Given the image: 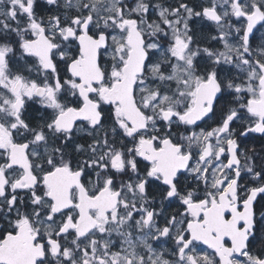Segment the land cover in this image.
<instances>
[{
    "label": "snow or ice",
    "instance_id": "1",
    "mask_svg": "<svg viewBox=\"0 0 264 264\" xmlns=\"http://www.w3.org/2000/svg\"><path fill=\"white\" fill-rule=\"evenodd\" d=\"M0 264H264V0H0Z\"/></svg>",
    "mask_w": 264,
    "mask_h": 264
},
{
    "label": "flooded vegetation",
    "instance_id": "2",
    "mask_svg": "<svg viewBox=\"0 0 264 264\" xmlns=\"http://www.w3.org/2000/svg\"><path fill=\"white\" fill-rule=\"evenodd\" d=\"M154 2H155V0H154ZM168 2L169 3H172L173 4V6H175V0H168ZM259 35H260V33L258 32L257 33V37H259ZM259 42V40L257 39L256 41H254V45L256 44V43H258ZM201 126H203V125H201ZM242 147H243V145H242ZM243 182V181H242ZM173 208L175 207V205H173L172 206ZM256 246H258V243H257V245Z\"/></svg>",
    "mask_w": 264,
    "mask_h": 264
}]
</instances>
